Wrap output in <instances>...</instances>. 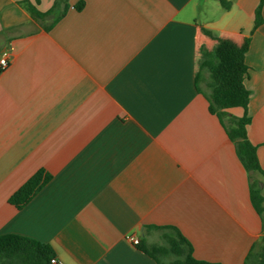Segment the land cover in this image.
<instances>
[{
  "label": "crops",
  "instance_id": "obj_1",
  "mask_svg": "<svg viewBox=\"0 0 264 264\" xmlns=\"http://www.w3.org/2000/svg\"><path fill=\"white\" fill-rule=\"evenodd\" d=\"M27 1L45 12L56 0H0V235L49 243L65 264H157L128 236L162 242L148 227L173 226L197 259L245 264L264 213L197 75L201 47L217 44L204 28L250 38V102L227 112L250 117L264 170L261 0H70L57 21ZM40 169L49 182L12 204Z\"/></svg>",
  "mask_w": 264,
  "mask_h": 264
},
{
  "label": "trees",
  "instance_id": "obj_2",
  "mask_svg": "<svg viewBox=\"0 0 264 264\" xmlns=\"http://www.w3.org/2000/svg\"><path fill=\"white\" fill-rule=\"evenodd\" d=\"M39 2L40 0H36ZM225 9L231 7L227 0H220ZM70 0H56L48 11H40L37 6L27 1V8L35 18H62L70 8ZM264 0L256 11L255 29L264 22L262 7ZM83 0L76 4L78 10L83 9ZM60 9V12L58 11ZM59 12L56 16L55 14ZM203 32L217 40L212 50L205 51L204 59L197 75V88L203 92L210 102V111L223 121L227 133L236 143L237 153L247 168L251 183V195L259 213H264V170L262 168L257 146L248 138L247 126L250 117L237 118L230 115L227 109L233 107L248 108L250 91L245 86L248 73L246 53L249 50L250 38L237 43L233 39L216 37L210 30ZM208 71V75L204 71ZM204 82L206 89L201 83ZM228 117L230 124L225 120ZM258 175V176H257ZM52 175L40 169L31 176L10 197L9 201L18 208L24 207L49 182ZM162 231V242L150 243L143 239L139 247L151 255L157 264H219L197 259L191 242L173 226H151ZM56 256L53 246L33 238L6 234L0 235V264H50ZM245 264H264V235L253 245Z\"/></svg>",
  "mask_w": 264,
  "mask_h": 264
},
{
  "label": "built area",
  "instance_id": "obj_3",
  "mask_svg": "<svg viewBox=\"0 0 264 264\" xmlns=\"http://www.w3.org/2000/svg\"><path fill=\"white\" fill-rule=\"evenodd\" d=\"M9 64V61L7 59V54H5L3 56L2 59H0V65L2 66V68L7 67ZM128 238L135 244V245H139L141 240L139 237H137L134 234H131L128 236ZM50 264H65V262L61 259H59L57 256H54L51 258Z\"/></svg>",
  "mask_w": 264,
  "mask_h": 264
},
{
  "label": "rangeland",
  "instance_id": "obj_4",
  "mask_svg": "<svg viewBox=\"0 0 264 264\" xmlns=\"http://www.w3.org/2000/svg\"><path fill=\"white\" fill-rule=\"evenodd\" d=\"M58 11L60 12V9H59ZM59 12H57V13L55 14V16H56ZM216 14H217V13H215V15H216ZM204 15H205V14H204ZM204 15H203V16H204ZM50 18H54V17L51 16ZM205 18H206V16H205ZM208 50H210V49H209V47L206 46V45H203V46L201 47V55H200V60H201V62H202L203 59H204L205 51H208ZM211 50H212V49H211ZM204 73L208 75V71L205 70ZM201 85H202V87H203L204 89H206L204 82H202ZM225 120H226V122H227L228 124H230V120H229L228 117H225ZM257 176H258V175H257Z\"/></svg>",
  "mask_w": 264,
  "mask_h": 264
}]
</instances>
